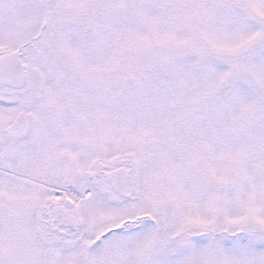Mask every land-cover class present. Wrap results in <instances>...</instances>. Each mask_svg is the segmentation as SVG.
I'll return each instance as SVG.
<instances>
[{
  "label": "snow or ice",
  "instance_id": "obj_1",
  "mask_svg": "<svg viewBox=\"0 0 264 264\" xmlns=\"http://www.w3.org/2000/svg\"><path fill=\"white\" fill-rule=\"evenodd\" d=\"M0 264H264V0H0Z\"/></svg>",
  "mask_w": 264,
  "mask_h": 264
}]
</instances>
